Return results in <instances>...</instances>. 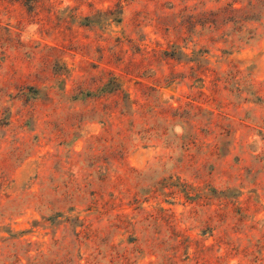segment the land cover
Returning <instances> with one entry per match:
<instances>
[{"label":"rangeland","instance_id":"374dc122","mask_svg":"<svg viewBox=\"0 0 264 264\" xmlns=\"http://www.w3.org/2000/svg\"><path fill=\"white\" fill-rule=\"evenodd\" d=\"M0 264H264V0H0Z\"/></svg>","mask_w":264,"mask_h":264}]
</instances>
